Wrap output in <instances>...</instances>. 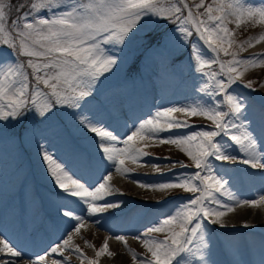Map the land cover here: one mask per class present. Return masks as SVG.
I'll list each match as a JSON object with an SVG mask.
<instances>
[{
  "label": "snow or ice",
  "instance_id": "1",
  "mask_svg": "<svg viewBox=\"0 0 264 264\" xmlns=\"http://www.w3.org/2000/svg\"><path fill=\"white\" fill-rule=\"evenodd\" d=\"M232 23L237 28L264 24V0L259 5L249 0H19L15 6L11 0H0V48L10 49L8 58L0 56V122L21 124L22 141L30 131L24 124L29 115L41 122L61 113L70 115L94 135L97 163L102 168L96 180H85L46 146H40L46 172L58 190L53 193L58 197L56 212L75 222V227L60 243L27 264H41L47 256H62L65 251L77 254L81 264H98L104 255L113 257L107 239L95 250L97 259L87 257L74 245L73 232L80 233L86 217L121 208L122 201L107 202L117 193L123 195L112 185L108 169L131 177L136 169L127 167L126 161L140 165L151 155L146 149L153 145L174 146L188 162L171 161L166 169L153 163V174L169 179L134 182L166 195L177 189L192 195L179 201L171 214L156 217L135 237L144 254L128 247L124 235L115 237L125 245L132 264H214L206 259L211 252L209 225L229 227L225 217L237 207H264V195L245 199L233 191L221 167L224 162L242 163L264 170V130L256 132L246 117V98L232 90L250 68L264 65V52L240 57L235 49L242 50L243 43L235 40V30L229 27ZM260 40L264 33L259 34L257 42ZM136 41L152 49L170 44L190 47L195 71L207 80L198 92L207 99L158 107L145 118L126 123L128 134L121 136L85 105L95 97L98 82L118 67L124 48ZM214 65L218 72L211 71ZM243 86L251 89L253 81ZM192 117H202L210 124H192ZM6 127L0 125V134ZM193 128L196 130L185 131ZM92 163L89 157L81 160L86 168ZM177 167L191 171L176 172ZM72 204L84 206L86 213L78 214ZM242 225L251 226L247 221ZM153 233L164 236L161 239ZM0 254L7 257L3 264H16L22 257V251L2 235ZM52 264L70 262L62 257L53 259Z\"/></svg>",
  "mask_w": 264,
  "mask_h": 264
},
{
  "label": "rangeland",
  "instance_id": "2",
  "mask_svg": "<svg viewBox=\"0 0 264 264\" xmlns=\"http://www.w3.org/2000/svg\"><path fill=\"white\" fill-rule=\"evenodd\" d=\"M11 2L12 5L15 6L19 0H11ZM249 2L254 5H259L261 0H249ZM12 15H16L14 10ZM229 27L235 30V40L243 43L242 50L240 48L235 49L240 57L246 58L252 56L253 53L258 54L264 52V43L262 44L260 41L257 42L259 34L264 33L263 24H261V26L251 23L242 24L237 28L236 25L232 23L229 24ZM159 30L163 31V26ZM252 30L255 31L254 34H252ZM191 39L196 40V37L193 36ZM198 43L203 47L202 42ZM137 52H139V57L136 58L135 62L138 60L142 62L144 60V62H142L143 65H141L142 72L141 74H133L135 76L132 80H126L122 77V74L127 73L129 66L135 64L132 59L133 55ZM0 56L8 58L10 56V49L0 48ZM189 56L190 47L184 45L170 44L166 48L152 50V48L144 46L139 41L131 43L124 48L122 59L114 72L110 75L105 74V77L98 82L99 88L95 93V97L97 96L100 102H88V104L85 105V108L112 128L114 125L113 118L116 117L115 113L120 109H126L128 107V101L130 100L135 99L142 101V105L145 107V110H147V112H145L146 114H151V112L155 111L153 108L151 109V107L147 106V100L154 95H157L155 101L169 97V102L173 105L192 103L197 100H206L207 97L205 94L198 92V89L203 84L207 83V80L201 75V73L195 71L194 63L189 59ZM211 71L218 72V65H214ZM249 80L253 81V87L251 88L252 92L260 94L253 95V97H257V101L260 103L254 102L249 96L242 92V90H245L246 88L243 84ZM124 81H128L130 84V91L121 88V86L118 85ZM262 82H264V65H258L255 68H250L244 74L242 82L236 84L239 88L238 90L234 88L232 89L234 92H237L242 97L246 98V117L258 134L261 130H264V105L261 103V99L264 96V87L261 86ZM106 83L111 89L110 92H106L103 88ZM253 89H255V91ZM122 102L123 105H121ZM254 104H257V106H254ZM100 109L104 111V115L101 114ZM84 114L87 115L88 112H85ZM176 115L179 117L181 114L177 113ZM61 118H55L43 123L40 121V118H33L32 115H29L25 120L28 121V125H31L32 120L35 121L34 123L40 122L42 124H39L38 128L34 129L32 132L29 131L22 141L19 139V134L16 136L13 135V139H16L17 141L16 145L9 146L0 151V200L7 198L6 196L8 194L5 192L7 188H11V191H13L16 186L23 185V190L26 193V196L21 195L23 199L21 196L16 197L15 200H13L14 203H10L9 207H14V205H20V203L31 201L32 206L26 209V216H28L33 210H41L40 205L36 204L37 200L35 199V195L39 193L40 188L43 192V197L45 199L49 198V209L53 211L55 216L61 217L56 212V202L58 201V197L53 195V193L56 192V188L46 172L40 146H46L49 152L55 153L56 157L67 164L70 168L79 170L85 175L82 176L83 178H87V175L94 178L102 171V168L97 163L99 157L95 146L94 135L86 129L81 128L78 121H73L70 115L61 113ZM190 123L195 125L210 124L209 121L202 117H192L190 118ZM194 130L196 129L193 128L185 131ZM6 132L14 133L15 129H13L12 126L6 127ZM2 137H5V132L0 134V138ZM146 151L151 153V155L148 156V160L152 161L154 157H160V159L163 160L160 165L161 169L171 167V161L182 160L186 163L188 162L187 157L171 145H153L147 148ZM81 154H85L86 157H89L92 160L93 163L91 167L86 168L81 165V160L85 158V156ZM69 155L72 156L69 158ZM164 157H169L170 159H164ZM126 166L136 169V173L132 175L135 180L152 182L169 179L168 176L161 177L158 175L157 178L146 176V173H153V170L149 165L144 164V161H142L140 165H135L130 161H126ZM221 167L227 173L225 178L230 180L232 190L238 194L243 193L244 191L241 189L243 188L241 183L244 184L247 180L242 176V171L249 166L242 163L230 164L224 162ZM18 168H22V171L20 172L17 170ZM110 170H113V179L119 180L118 185L115 182V186L120 190V193H123V196L125 195L124 197H127H120L121 194L117 193L116 196L108 198L107 202H123L120 209H114L118 210V214L115 217L105 219L106 223L110 226L115 227L116 224L121 225L122 223H126L127 218L132 213H135L133 209V211L129 210L135 205L134 207H137V212H139V214L137 213V216L144 221L145 229L150 223L154 222L156 217L171 214L179 201L187 199L192 195L184 193L179 189L173 190L171 195H166L159 191L143 189L133 180H129V178L117 174L114 168H109L108 171ZM175 171H191V169H180L177 167ZM252 178H254V176L251 174L248 179ZM1 187H5L3 193H1ZM245 188L247 190H253L251 186H246ZM12 198L13 197H8V201ZM160 200H163V202L157 203V201ZM71 206L75 208L78 214H80L78 204H72ZM17 215L22 216V212L17 211ZM49 220L52 221V219H48V221ZM91 220V230L85 232L86 230L84 229L83 231L85 233L81 235L82 238L76 237V240H73V242L77 241L74 245L79 246L87 257L97 259L95 256V250L98 249L108 237L103 238L102 235H104V233L105 235L108 234H106L105 231L107 228H98L99 226L96 225L97 223L93 222L95 220L103 221L104 217L96 216ZM57 221L58 223H56V225L52 221V226L61 228V224H66L65 226L67 227V221H69V224L75 223L63 217L59 218ZM86 224L88 226V222ZM67 229L68 227L64 228L62 233H67ZM152 235L162 239L164 233H153ZM85 241H88L94 247H89ZM107 241L109 248L112 249V252L115 255L111 258L107 255L99 257L98 264H132L131 255L126 250L124 244L117 243L114 238L107 239ZM127 243V246L134 249L137 253H145L142 243L137 239L133 241L129 238ZM211 244L212 243L210 242V245ZM74 254L75 253L69 251L63 253V255H67L69 260L73 263L81 264V261L75 257ZM84 264H87V261H85Z\"/></svg>",
  "mask_w": 264,
  "mask_h": 264
},
{
  "label": "bare ground",
  "instance_id": "3",
  "mask_svg": "<svg viewBox=\"0 0 264 264\" xmlns=\"http://www.w3.org/2000/svg\"><path fill=\"white\" fill-rule=\"evenodd\" d=\"M260 42H262L263 44L264 40H260ZM258 50H252V51H258ZM156 98H157V95H154L152 98L153 100H150L149 102H147L148 106L153 108L154 110H156V108L158 107H162L163 103L168 102L170 100L166 98L165 100L155 101ZM117 133L121 135V131L117 130ZM262 174L264 178V172ZM84 179L89 180V181L94 180V179H89V178H84ZM258 182L261 183V186L254 184L253 190H247L245 188L246 186L250 187L251 183H248L246 186L244 185V188L240 187L244 191L243 193L239 194L241 198L255 199V198H258L259 195H264V181L260 179L258 180ZM92 186H95V185H92ZM78 210L80 214L86 213V208L82 205L78 208ZM133 210L137 211L138 209L136 207V208H133ZM108 212L111 213V211L108 210L106 213H104V215H106ZM6 213H7V208L5 212L3 208L0 209V222L4 220V216L6 215ZM17 219L19 220V218ZM32 219L27 221V226L25 225V227H22V230H20L18 233L14 231L10 233L9 231L4 230V229L2 230L0 228V235L6 237L16 248H18L20 246L19 242L17 241L18 237L28 233L29 235H31V237L23 236L24 237L23 244H26V245L30 244L32 246H35V244L37 243V240L35 239L38 237L40 233L39 226L37 223L38 216H34L32 217ZM48 219L50 218H46V217L42 218V223H43V227H47V231L45 233L50 237H47L46 240L37 249L32 247L22 252V255L28 256L29 260L33 259L34 254L43 255L54 244L60 243L63 239L67 237L68 233L72 231L75 226V223L69 224V221H67V227H68L67 233L66 232L62 233V230L67 227L64 226L63 229H57L56 227L52 226V223H51L52 221L50 220L48 221ZM86 219H91V218L86 217ZM225 220H226V223L230 225L229 227L221 228L217 225H209V228L211 230V243L213 245L210 246L211 252L209 255L206 256V259L210 262H214V264H233L234 261H241L242 264H249L250 262L252 264H261V261L264 260V207L256 208V209H253L248 206L237 207L235 211H233L232 213H229L225 217ZM244 221H247L251 226L248 228L243 227L242 222ZM96 225L107 228L109 232H111L110 233L111 236L113 234L115 235V233L117 232L122 233V234L128 233L133 236L139 235V233L136 232V228H135L136 225H133V226L129 225L127 227L119 226L118 228H116L114 226L105 225L103 224V222H100V221ZM14 226L15 224L14 222H12L11 227H14ZM86 227H87V224L85 225V227L81 229L80 233H82L84 229L86 230ZM74 234H77V233H74ZM110 235L104 234L102 235V237L105 238ZM116 236L117 235L113 236V238L115 239ZM243 236H249V237L248 239H243ZM56 239H60V240H56ZM116 242L123 244L122 242L118 240H116ZM259 248H262L263 251L259 257H255L253 251ZM109 249L110 251H112L111 248ZM237 249H239V251H237ZM62 257H66V256L63 254L62 256L60 255L47 256L45 258V261L41 262V264H52L53 259H62ZM6 258L7 257H5L4 254H0V264H3V260ZM22 258L23 256L21 258H17L16 264H27L28 261L25 262L21 260ZM69 262L70 264H74L71 260H69Z\"/></svg>",
  "mask_w": 264,
  "mask_h": 264
},
{
  "label": "trees",
  "instance_id": "4",
  "mask_svg": "<svg viewBox=\"0 0 264 264\" xmlns=\"http://www.w3.org/2000/svg\"><path fill=\"white\" fill-rule=\"evenodd\" d=\"M199 0H196V2H198ZM211 2V0H206V3H210ZM201 11H203V9H201ZM137 63H138V65L141 63L140 61H137ZM136 66H137V64H136ZM140 67V66H139ZM133 69V67L131 68V70ZM260 79H262V78H260ZM261 81V80H260ZM234 88V87H233ZM235 89V88H234ZM256 105V104H255Z\"/></svg>",
  "mask_w": 264,
  "mask_h": 264
}]
</instances>
